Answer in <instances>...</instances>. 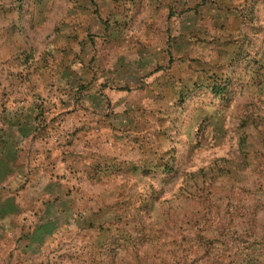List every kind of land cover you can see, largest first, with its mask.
Returning <instances> with one entry per match:
<instances>
[{
	"label": "rangeland",
	"instance_id": "374dc122",
	"mask_svg": "<svg viewBox=\"0 0 264 264\" xmlns=\"http://www.w3.org/2000/svg\"><path fill=\"white\" fill-rule=\"evenodd\" d=\"M7 138L11 264H204L169 218L264 215V0H0Z\"/></svg>",
	"mask_w": 264,
	"mask_h": 264
},
{
	"label": "trees",
	"instance_id": "16d2710c",
	"mask_svg": "<svg viewBox=\"0 0 264 264\" xmlns=\"http://www.w3.org/2000/svg\"><path fill=\"white\" fill-rule=\"evenodd\" d=\"M202 203L200 211L167 220L164 234L174 239L177 248L185 242L190 255L204 264H264V215L233 216L220 210L213 214L207 201ZM181 258L185 259L180 256L174 264H185Z\"/></svg>",
	"mask_w": 264,
	"mask_h": 264
},
{
	"label": "crops",
	"instance_id": "0c3cea01",
	"mask_svg": "<svg viewBox=\"0 0 264 264\" xmlns=\"http://www.w3.org/2000/svg\"><path fill=\"white\" fill-rule=\"evenodd\" d=\"M27 128H22L21 134L24 135L25 138L22 139V141H25L28 137V131H26ZM24 145V144H22ZM18 145L15 143V141L11 142L7 138V141H4L3 143H0V190H3L4 185H8V182L14 181L17 177L18 171H16L14 168L15 166H20L21 169H24L25 163L21 162L19 160V156L22 154L20 152H13L14 148H18ZM12 186V185H11ZM4 194L2 197H0V264H11L10 260L12 256L10 255V252L8 251V248L6 247V233L5 228L7 226H13L16 225L15 222H13V216L15 215V212L18 211V206L20 204L21 207L25 208L26 204L24 205V201L22 200L24 196H26L27 193H24L22 195L21 200H19V204H11L7 206V202L10 196L9 191H6L4 189ZM11 192V191H10ZM38 195V194H37ZM33 197V195H32ZM32 197H30L29 202L32 201ZM13 202V201H12ZM28 202V201H27ZM32 203H34L32 201ZM14 205V206H12ZM4 226V230H3ZM6 226V227H5Z\"/></svg>",
	"mask_w": 264,
	"mask_h": 264
}]
</instances>
